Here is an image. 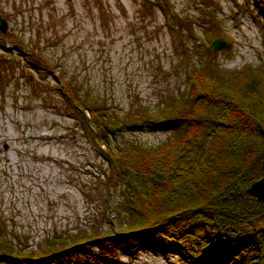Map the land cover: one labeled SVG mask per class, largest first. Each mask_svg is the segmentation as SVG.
Returning a JSON list of instances; mask_svg holds the SVG:
<instances>
[{
	"label": "rangeland",
	"instance_id": "374dc122",
	"mask_svg": "<svg viewBox=\"0 0 264 264\" xmlns=\"http://www.w3.org/2000/svg\"><path fill=\"white\" fill-rule=\"evenodd\" d=\"M0 15V246L18 252L118 229L115 205L128 192L113 186L105 149H167L171 130L130 126L134 112L154 119L186 103L190 71L209 57L235 91L246 86L237 70L257 68L251 77L264 78V16L252 0H0ZM214 39L226 44L214 50ZM87 106L113 112L118 124L105 141ZM251 226L264 228V217ZM115 251L98 264H226L185 261L149 242ZM59 264L93 263L71 253Z\"/></svg>",
	"mask_w": 264,
	"mask_h": 264
},
{
	"label": "trees",
	"instance_id": "16d2710c",
	"mask_svg": "<svg viewBox=\"0 0 264 264\" xmlns=\"http://www.w3.org/2000/svg\"><path fill=\"white\" fill-rule=\"evenodd\" d=\"M252 1L264 16V0ZM206 63L190 71L194 84L184 105L154 119L145 111L134 112L130 126L171 130L167 149L146 155L139 147L105 149L113 186L128 192L122 208L115 205L117 230L60 236L35 255L1 245L0 260L59 264L61 257L76 253L98 264L100 257L116 259V246L133 251L149 242L185 261L249 264V257L257 255L264 264V228L251 226L264 217V205L246 192L264 174V78L251 77L257 68L237 70L233 74L246 86L235 91L217 73L213 55ZM63 90L82 109L84 99L78 100L69 86ZM205 105L218 106L219 115L204 112ZM87 108L89 125L104 140L105 129L118 124L113 112ZM130 158L132 166L127 165Z\"/></svg>",
	"mask_w": 264,
	"mask_h": 264
},
{
	"label": "water",
	"instance_id": "95a60500",
	"mask_svg": "<svg viewBox=\"0 0 264 264\" xmlns=\"http://www.w3.org/2000/svg\"><path fill=\"white\" fill-rule=\"evenodd\" d=\"M6 22L0 16V30H6ZM226 42L224 40L215 39L213 40L214 50L219 49L224 46ZM262 167L264 169V160L262 162ZM246 192L254 196L258 201L264 202V175L258 180L253 181L247 188Z\"/></svg>",
	"mask_w": 264,
	"mask_h": 264
},
{
	"label": "flooded vegetation",
	"instance_id": "af4514ba",
	"mask_svg": "<svg viewBox=\"0 0 264 264\" xmlns=\"http://www.w3.org/2000/svg\"><path fill=\"white\" fill-rule=\"evenodd\" d=\"M0 16H1V15H0ZM1 17H2V16H1ZM2 19L6 22V20H5L3 17H2ZM6 25H7V22H6ZM6 28H7V27H6ZM5 31H6V30H5ZM5 31H1V30H0V32H2V33L5 32Z\"/></svg>",
	"mask_w": 264,
	"mask_h": 264
}]
</instances>
